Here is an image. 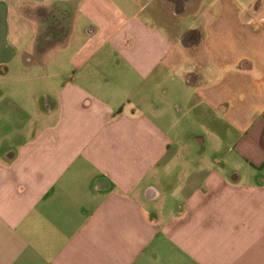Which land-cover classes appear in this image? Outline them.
I'll return each mask as SVG.
<instances>
[{"label":"crops","instance_id":"obj_1","mask_svg":"<svg viewBox=\"0 0 264 264\" xmlns=\"http://www.w3.org/2000/svg\"><path fill=\"white\" fill-rule=\"evenodd\" d=\"M27 1L84 39L0 0V264H264V0Z\"/></svg>","mask_w":264,"mask_h":264},{"label":"rangeland","instance_id":"obj_2","mask_svg":"<svg viewBox=\"0 0 264 264\" xmlns=\"http://www.w3.org/2000/svg\"><path fill=\"white\" fill-rule=\"evenodd\" d=\"M16 1L18 0H7V5H10L13 9V13H12V34H11V43L12 42H21L23 45V49L21 51V61H23V66L24 65H29L26 63V61H31L35 67V65L38 64V67L41 68L40 71L36 72V73H31L29 72L30 70L25 71L24 73H28V74H32V76H35L36 78L38 77H45L51 75V74H60L61 71L63 70V65H66V58L70 55H72L77 48L82 44L83 39L81 35L79 34H71L67 36H64L63 39L60 40L59 43H61L62 45H64V51H54V55L49 56L48 58H40L38 56H40V54L44 53V50H38L36 51V47L37 45L39 47L42 48V46H44V44L42 43L43 41V37L45 36L44 33V29L42 28V25H39L40 23H37L36 19H33L34 23H35V31L34 28L31 31V29L29 28V26H27L26 24H24V28L23 31L21 32V37H20V33L18 34V32L16 33V29L14 27V13L16 12L15 10V6H16ZM22 1V9H19L18 11H22L23 13L25 12H34V9L32 8V4L29 3L27 0H21ZM190 4V3H189ZM205 4H206V0H200L198 2H193L191 3V7L186 9V12L184 13L182 19H181V23H182V27L184 29H188L190 28L192 25H194V21L196 20V15L200 12H203L205 9ZM50 6V5H49ZM41 7H45V9L47 8L46 6H41ZM51 7V6H50ZM18 9V8H17ZM32 10V11H31ZM15 16V15H14ZM37 26V27H36ZM57 44V43H55ZM61 53H65V58L64 61H61V58L59 57L58 59L56 58L58 56V54ZM39 60H43L42 63ZM40 64H44L43 66ZM23 73V74H24ZM36 82L38 83V88L40 89V91H42L43 89L46 90V84L49 83L47 80H43V79H36ZM36 85V84H34Z\"/></svg>","mask_w":264,"mask_h":264}]
</instances>
